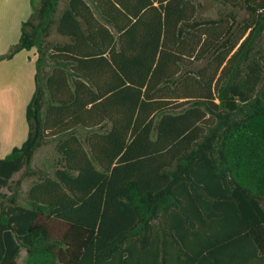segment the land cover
Wrapping results in <instances>:
<instances>
[{
  "label": "trees",
  "instance_id": "obj_1",
  "mask_svg": "<svg viewBox=\"0 0 264 264\" xmlns=\"http://www.w3.org/2000/svg\"><path fill=\"white\" fill-rule=\"evenodd\" d=\"M61 1L0 56L36 55L0 264H264V0Z\"/></svg>",
  "mask_w": 264,
  "mask_h": 264
},
{
  "label": "crops",
  "instance_id": "obj_2",
  "mask_svg": "<svg viewBox=\"0 0 264 264\" xmlns=\"http://www.w3.org/2000/svg\"><path fill=\"white\" fill-rule=\"evenodd\" d=\"M31 0H0V56L16 44ZM35 50L0 61V149L10 153L27 138L25 111L34 93Z\"/></svg>",
  "mask_w": 264,
  "mask_h": 264
},
{
  "label": "rangeland",
  "instance_id": "obj_3",
  "mask_svg": "<svg viewBox=\"0 0 264 264\" xmlns=\"http://www.w3.org/2000/svg\"><path fill=\"white\" fill-rule=\"evenodd\" d=\"M201 3L204 4V11L202 13V16L204 17H215V13L217 11L216 5L211 0H199ZM66 0H62L59 5V9H62L65 5ZM60 41L57 36L54 34L49 38V41ZM9 153H5L3 149H0V159L7 156ZM57 158V155L54 150L53 144H47L43 146L42 148L38 149L34 155L33 161H32V168L39 169L48 172L51 167L54 165L55 160ZM20 174H16L14 176V180H17L19 178ZM33 182L32 179H26L22 182L21 186V194L23 195L29 185ZM1 193L5 194L8 193L6 189H2ZM25 253L22 251L20 254V260L19 263H22V260L24 259Z\"/></svg>",
  "mask_w": 264,
  "mask_h": 264
}]
</instances>
